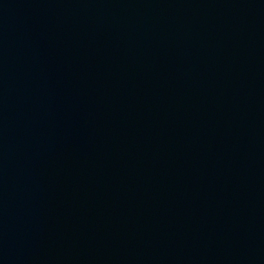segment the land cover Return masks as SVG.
<instances>
[{"label": "water", "instance_id": "95a60500", "mask_svg": "<svg viewBox=\"0 0 264 264\" xmlns=\"http://www.w3.org/2000/svg\"><path fill=\"white\" fill-rule=\"evenodd\" d=\"M0 264H264V0H0Z\"/></svg>", "mask_w": 264, "mask_h": 264}]
</instances>
